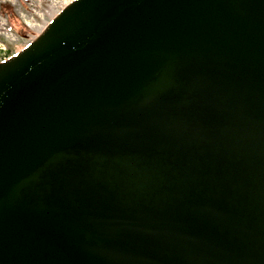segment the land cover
<instances>
[{
    "label": "water",
    "instance_id": "95a60500",
    "mask_svg": "<svg viewBox=\"0 0 264 264\" xmlns=\"http://www.w3.org/2000/svg\"><path fill=\"white\" fill-rule=\"evenodd\" d=\"M0 264H264V0H74L1 63Z\"/></svg>",
    "mask_w": 264,
    "mask_h": 264
},
{
    "label": "rangeland",
    "instance_id": "374dc122",
    "mask_svg": "<svg viewBox=\"0 0 264 264\" xmlns=\"http://www.w3.org/2000/svg\"><path fill=\"white\" fill-rule=\"evenodd\" d=\"M74 0H0V64L33 43Z\"/></svg>",
    "mask_w": 264,
    "mask_h": 264
}]
</instances>
